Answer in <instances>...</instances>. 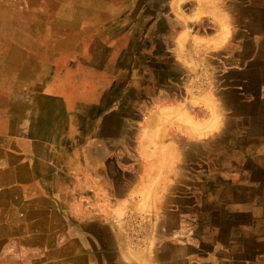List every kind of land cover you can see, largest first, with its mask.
I'll list each match as a JSON object with an SVG mask.
<instances>
[{"label": "rangeland", "instance_id": "374dc122", "mask_svg": "<svg viewBox=\"0 0 264 264\" xmlns=\"http://www.w3.org/2000/svg\"><path fill=\"white\" fill-rule=\"evenodd\" d=\"M110 4L116 11L110 35L123 38L121 45L114 59L109 52L108 59L81 69L80 79L68 84V107L77 113L67 120L77 117L83 132L90 122L94 129L97 123L95 133L114 138L115 153L126 158L124 168L143 164L137 156L139 140L149 150L175 156L165 169L171 172L178 209L130 216L138 225L132 226V237L141 239L159 216L164 219L157 225L160 232L178 234L177 252L165 247L164 260L176 255L179 264H202L203 259L210 264H264V0L205 1L204 7L211 5L221 16L204 18L197 16V0ZM218 35L221 41L215 42ZM179 40L185 49L177 57L173 47ZM126 45L130 48L120 57ZM249 62L248 74L231 66ZM57 68L51 69L56 78ZM61 107L50 104L52 117L58 111L62 117ZM219 121V130L213 129ZM191 226L198 229L193 248L187 239Z\"/></svg>", "mask_w": 264, "mask_h": 264}, {"label": "crops", "instance_id": "0c3cea01", "mask_svg": "<svg viewBox=\"0 0 264 264\" xmlns=\"http://www.w3.org/2000/svg\"><path fill=\"white\" fill-rule=\"evenodd\" d=\"M197 1L198 17L221 16L201 4L210 0ZM112 2L0 0V264H179L176 255L163 259L165 247L178 250V234L157 228L163 217L157 214L141 239L132 237L138 225L130 217L178 209L165 169L175 156L149 150L139 140L143 164L135 169V162H125L135 167L124 168L126 158L115 153L114 138L95 133L97 123L83 132L77 117L67 120L77 113L68 107V84L109 52L114 59L121 45L123 38L110 35ZM55 3L62 9L53 8ZM56 33L58 40L51 38ZM213 39L221 41L219 35ZM129 48L123 46L120 57ZM173 48L179 57L185 46L179 40ZM231 66L248 72L251 63ZM52 103L62 105V117L59 111L52 117ZM220 127L219 121L213 129ZM191 227L187 239L193 248L198 230Z\"/></svg>", "mask_w": 264, "mask_h": 264}, {"label": "bare ground", "instance_id": "6f19581e", "mask_svg": "<svg viewBox=\"0 0 264 264\" xmlns=\"http://www.w3.org/2000/svg\"><path fill=\"white\" fill-rule=\"evenodd\" d=\"M263 12H264V9H263ZM258 13H259V12H258ZM249 15H250V14H249ZM243 16H244V15H243ZM245 17H246V16H245ZM249 17H250V16H249ZM252 17H253V16H252ZM240 19H241V18H240ZM247 22H248V21H247ZM242 57H243V56H242ZM235 59H236V58H235ZM237 60H238V59H237ZM249 68H251V67H249ZM245 71H246V70H245ZM257 72H258V71H257ZM245 73H246V72H245ZM246 74H248V73H246ZM251 74H252V73H251ZM253 74H255V73H253ZM250 76H252V75H250ZM252 77H255V76L253 75ZM245 78H246V77H245ZM254 79H255V78H254ZM246 83H247V82H246ZM260 84H261V83H260ZM248 85H249V84H248ZM251 85H252V84H251ZM256 85H257V84H256ZM258 85H259V84H258ZM249 86H250V85H249ZM254 87H256V86H254ZM250 88H251V87H250ZM257 89H258V88H257ZM250 90L252 91V89H250ZM246 92H247V91H246ZM253 92H254V91H253ZM244 93H245V92H244ZM250 94H251V93H250ZM253 94H254V93H253ZM260 94H261V93H260ZM251 95H252V94H251ZM257 95H258V94H257ZM228 96H229V95H228ZM258 97H259V96H258ZM258 97H257V98H258ZM228 98H229V97H228ZM247 108H248V107H247ZM247 108H246V109H247ZM257 108H258V107H257ZM246 109H245V110H246ZM248 109H249V108H248ZM256 112H257V111H256ZM259 112H260V111H259ZM261 112H262V111H261ZM246 114H247V113H246ZM247 115H248V114H247ZM261 116H262V115H261ZM251 120H253V119H251ZM243 132H244V131H242V133H243ZM262 133H263V132H262ZM240 135L242 136V134H240ZM244 136H245V135H244ZM232 138H233V137H232ZM233 139H234V138H233ZM232 147H233V146H232ZM234 147H235V145H234ZM256 149H257V148H256ZM255 151H256V150H255ZM259 155H260V154H259ZM261 155H262V154H261ZM256 156H257V155H256ZM218 158H219V157H218ZM258 159H259V158H258ZM231 161H232V160H231ZM248 163H249V162H248ZM259 163H260V162H259ZM262 163H263V162H262ZM234 164H235V163H234ZM263 165H264V164H263ZM256 167H257V165H256ZM246 169H247V168H246ZM246 171H247V170H246ZM263 171H264V170H263ZM251 172H252V171H251ZM258 172H259V171H258ZM249 173H250V172H249ZM240 174H241V173H240ZM240 174H239V175H240ZM251 174H252V173H251ZM247 175H248V174H247ZM245 176H246V175H245ZM250 176H251V175H250ZM258 177H259V176H258ZM255 178H256V177H255ZM248 179H249V175H248ZM205 182H206V181H205ZM206 183H207V182H206ZM206 183H205V184H206ZM202 187H204V186H202ZM201 189H202V188H201ZM205 189H206V188H205ZM202 190H203V189H202ZM206 190H207V189H206ZM209 193H210V192H209ZM229 195H231V194H229ZM212 196H213V195H212ZM212 196H211V197H212ZM226 196H227V195H226ZM211 197H210V198H211ZM203 200H204V199H203ZM207 202H208V201H207ZM210 202H211V201H210ZM214 203H215V201H214ZM189 204H190V203H189ZM215 204H216V203H215ZM245 204H247V203H245ZM252 204H253V202H252ZM235 205H237V204H235ZM240 205H241V204H239V206H240ZM201 206H202V205H201ZM203 207H204V206H203ZM208 207H209V205H208ZM213 207H214V206H213ZM232 208H233V207H232ZM251 208H252V207H251ZM239 209H240V208H239ZM252 211H254V209H252ZM199 212H200V211H199ZM240 212H241V211H240ZM242 212H243V211H242ZM183 213H184V212H183ZM218 213H219V211H218ZM218 213H217V214H218ZM224 214H225V213H224ZM242 215H243V214H242ZM252 215H253V214H252ZM197 217H198V216H197ZM210 217H211V216H210ZM242 218L244 219L243 216H242ZM197 219H198V218H197ZM239 219H240V218H239ZM202 220H203V219H202ZM255 221H256V220H255ZM253 222H254V221H253ZM261 222H262V221H261ZM193 223H194V222H193ZM247 223H248V222H247ZM188 224H189V223H188ZM194 224H195V223H194ZM198 224H199V223H198ZM242 224H243V223H242ZM245 224H246V223H245ZM221 225H222V224H221ZM223 225H224V224H223ZM223 225H222V226H223ZM252 225H253V224H252ZM198 226H199V225H198ZM228 226H229V225H228ZM261 226H263V225H261ZM253 227H254V226H253ZM257 227H258V226H256V228H257ZM198 228H199V227H198ZM227 228H228V227H227ZM241 228H242V226H241ZM247 229H248V228H246V230H247ZM197 230H198V229H197ZM211 230H212V229H211ZM248 230H249V229H248ZM241 232H242V231H241ZM238 234H239V233H238ZM236 235H237V234H236ZM247 235H248V234H247ZM247 235H246V236H247ZM232 236H233V235H232ZM212 238H213V237H212ZM212 238H211V239H212ZM252 238H253V237H252ZM199 240H200V239H199ZM209 241H210V240H209ZM231 241H233V240H231ZM246 242H247V241H246ZM226 243H227V242H226ZM228 243H229V242H228ZM247 243H248V242H247ZM247 243H246V244H247ZM252 243H253V242H252ZM229 246H230V245H229ZM229 246H228V247H229ZM244 246H245V245H244ZM247 247H249V246H247ZM262 247H263V246H262ZM239 248H240V247H239ZM250 251H251V250H250ZM248 252H249V251H248ZM242 253H243V252H242ZM263 257H264V256H263Z\"/></svg>", "mask_w": 264, "mask_h": 264}]
</instances>
